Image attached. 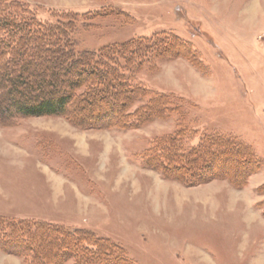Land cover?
Wrapping results in <instances>:
<instances>
[{
	"label": "rangeland",
	"instance_id": "1",
	"mask_svg": "<svg viewBox=\"0 0 264 264\" xmlns=\"http://www.w3.org/2000/svg\"><path fill=\"white\" fill-rule=\"evenodd\" d=\"M17 1L45 22L96 13L77 23V49L161 33L188 43L190 59L158 61L141 75L144 84L184 100L183 124L238 137L262 166L240 187L223 178L185 186L143 163L151 141L172 133L179 114L118 128L108 119L73 123L70 106L42 116L7 108L0 217L90 231L118 245L130 264H264V0ZM5 92L2 85L0 112ZM16 252L0 245V264H27Z\"/></svg>",
	"mask_w": 264,
	"mask_h": 264
},
{
	"label": "trees",
	"instance_id": "2",
	"mask_svg": "<svg viewBox=\"0 0 264 264\" xmlns=\"http://www.w3.org/2000/svg\"><path fill=\"white\" fill-rule=\"evenodd\" d=\"M88 14L96 13H66L45 22L17 0H0V87L6 88L0 115L11 113L7 108L22 116L64 115L70 106L69 120L81 126L108 119L113 127L137 128L179 114L175 130L154 138L144 151V165L185 186L223 178L240 187L261 168V160L238 137L183 124L184 100L144 84L141 75L158 61L190 59L188 43L161 33L77 49L73 32ZM226 162L229 170L221 168ZM5 243L14 245L27 264H130L108 239L40 220L0 217V245Z\"/></svg>",
	"mask_w": 264,
	"mask_h": 264
}]
</instances>
